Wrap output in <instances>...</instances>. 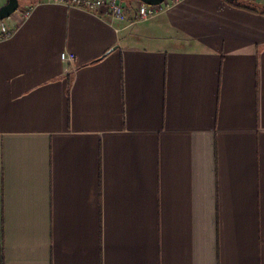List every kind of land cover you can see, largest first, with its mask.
<instances>
[{
	"label": "crops",
	"instance_id": "obj_1",
	"mask_svg": "<svg viewBox=\"0 0 264 264\" xmlns=\"http://www.w3.org/2000/svg\"><path fill=\"white\" fill-rule=\"evenodd\" d=\"M18 1L0 22V264H264V15Z\"/></svg>",
	"mask_w": 264,
	"mask_h": 264
},
{
	"label": "built area",
	"instance_id": "obj_2",
	"mask_svg": "<svg viewBox=\"0 0 264 264\" xmlns=\"http://www.w3.org/2000/svg\"><path fill=\"white\" fill-rule=\"evenodd\" d=\"M53 3L62 4L67 7H73L88 12H102L108 16L111 20L117 22L125 21V15L123 7L119 0H48ZM176 2L180 0H175ZM170 5L166 0L157 6H148L140 3L137 8L136 17L138 21H147L165 11ZM66 55H61V60L65 61Z\"/></svg>",
	"mask_w": 264,
	"mask_h": 264
},
{
	"label": "water",
	"instance_id": "obj_3",
	"mask_svg": "<svg viewBox=\"0 0 264 264\" xmlns=\"http://www.w3.org/2000/svg\"><path fill=\"white\" fill-rule=\"evenodd\" d=\"M148 6H157L162 4L165 0H136ZM232 1V0H230ZM19 9L18 0H6L5 4L0 6V22L10 18Z\"/></svg>",
	"mask_w": 264,
	"mask_h": 264
},
{
	"label": "trees",
	"instance_id": "obj_4",
	"mask_svg": "<svg viewBox=\"0 0 264 264\" xmlns=\"http://www.w3.org/2000/svg\"><path fill=\"white\" fill-rule=\"evenodd\" d=\"M228 5L238 8V9H243V10H247L249 12H253V13H257L260 15H264V8L253 4L251 2H247L245 0H224Z\"/></svg>",
	"mask_w": 264,
	"mask_h": 264
},
{
	"label": "rangeland",
	"instance_id": "obj_5",
	"mask_svg": "<svg viewBox=\"0 0 264 264\" xmlns=\"http://www.w3.org/2000/svg\"><path fill=\"white\" fill-rule=\"evenodd\" d=\"M21 7H19V9H20Z\"/></svg>",
	"mask_w": 264,
	"mask_h": 264
}]
</instances>
